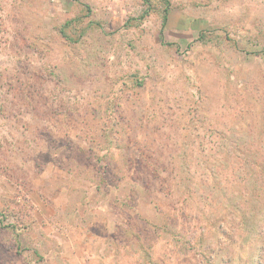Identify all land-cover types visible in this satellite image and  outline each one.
Masks as SVG:
<instances>
[{
    "label": "rangeland",
    "instance_id": "rangeland-1",
    "mask_svg": "<svg viewBox=\"0 0 264 264\" xmlns=\"http://www.w3.org/2000/svg\"><path fill=\"white\" fill-rule=\"evenodd\" d=\"M243 142L264 0H0V264H253Z\"/></svg>",
    "mask_w": 264,
    "mask_h": 264
},
{
    "label": "trees",
    "instance_id": "trees-1",
    "mask_svg": "<svg viewBox=\"0 0 264 264\" xmlns=\"http://www.w3.org/2000/svg\"><path fill=\"white\" fill-rule=\"evenodd\" d=\"M165 2L169 4V0H165ZM167 10L168 8L166 9L165 20L167 19L168 15ZM71 23L72 22L69 21L66 23V25H70ZM231 148L237 149V155L240 157L241 165H245L247 169L246 171L251 172V174L254 176V183H262L260 178H264V160H258L259 157L256 154L254 146L252 144L250 145L244 143L243 145L237 144ZM243 151L244 153L241 154ZM252 165H257V169L260 170V174H258L256 170H252ZM261 211L264 210H260V207L258 206L254 207V211L251 213L241 214L240 219L238 220L241 225L240 229H243L241 230V234L243 233L242 235L244 236H242L243 240L249 243V262L253 264H264V225H262V221L259 220L262 219L263 215L259 218H256L257 214H259ZM216 228L220 232V236L224 237L227 235H232V232H236L239 229V227L232 224L229 226H223V224H219ZM241 234L238 235L240 236ZM259 237L261 239L260 242L263 244H256Z\"/></svg>",
    "mask_w": 264,
    "mask_h": 264
}]
</instances>
